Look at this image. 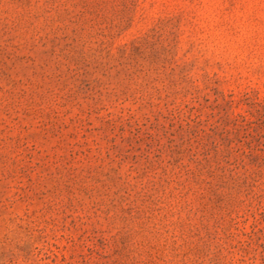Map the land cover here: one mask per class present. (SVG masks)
<instances>
[{"label": "rangeland", "instance_id": "374dc122", "mask_svg": "<svg viewBox=\"0 0 264 264\" xmlns=\"http://www.w3.org/2000/svg\"><path fill=\"white\" fill-rule=\"evenodd\" d=\"M0 264H264V0H0Z\"/></svg>", "mask_w": 264, "mask_h": 264}]
</instances>
